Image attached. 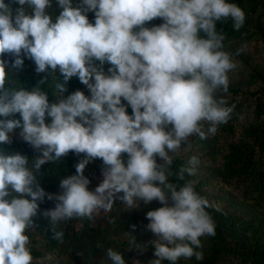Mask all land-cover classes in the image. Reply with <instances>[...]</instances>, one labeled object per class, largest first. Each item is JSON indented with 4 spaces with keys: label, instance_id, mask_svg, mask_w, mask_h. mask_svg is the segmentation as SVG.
Returning a JSON list of instances; mask_svg holds the SVG:
<instances>
[{
    "label": "clouds",
    "instance_id": "1",
    "mask_svg": "<svg viewBox=\"0 0 264 264\" xmlns=\"http://www.w3.org/2000/svg\"><path fill=\"white\" fill-rule=\"evenodd\" d=\"M14 2L20 5L15 12L0 0V144H10V133L19 128L39 154L34 172L25 155L0 151V264H33L26 233L35 227L45 197L57 201L42 213L57 240L63 239L56 230L62 221L110 212L117 199L130 208L157 200L164 206L146 214L147 229L158 237L151 242L157 259L150 264L203 259L195 249L202 236L215 235L206 211L214 205L192 181L179 188L170 183L165 165L172 162L169 153L179 152L189 137L206 139L229 120L232 109L216 93L228 91V73L236 64L222 50L224 36L216 23L231 18L239 30L243 10L228 0H80L78 6L56 0L61 11L53 22L46 11L51 0ZM156 18L164 22L145 26ZM6 54L13 57V69H22L27 57L37 74L58 71L65 81L76 77L90 96L76 90L49 102L39 87L10 88ZM16 114L19 119L10 118ZM202 122L210 125L207 133ZM70 152L84 155L76 174L61 179L59 194L47 193L35 173ZM96 159L103 163V180L90 191L84 173ZM198 163L191 157V167L182 168L179 178L193 175ZM130 243L135 246V240ZM106 255L111 264H126L111 248Z\"/></svg>",
    "mask_w": 264,
    "mask_h": 264
},
{
    "label": "trees",
    "instance_id": "2",
    "mask_svg": "<svg viewBox=\"0 0 264 264\" xmlns=\"http://www.w3.org/2000/svg\"><path fill=\"white\" fill-rule=\"evenodd\" d=\"M240 7L245 14L244 24L239 30L234 28L231 18L216 23V30L224 36L223 51L229 53L236 68L228 73V91L218 90L216 98L226 100V107L232 109L227 123L218 125L217 132L201 139L198 135L188 138L182 143L177 153H169L172 162L165 165L169 172L168 181L178 186L192 181L195 190L214 205L206 209L216 226L214 236H202L200 252L203 259L195 256L185 259L181 257L177 264H264V0H228ZM13 11L20 7L14 0H5ZM46 11L53 22L61 9L56 0ZM80 0H73L78 6ZM27 8V5L24 6ZM31 12V9L27 10ZM91 23L95 22V14L87 13ZM160 18L148 22L146 27L162 24ZM202 37L203 33L200 34ZM261 50L263 56L256 58ZM22 69H13V57L7 54L3 59L7 63L8 87L47 93L49 102H58L76 90L90 96L87 87L78 78L65 81L60 73H40L35 71L36 65L27 57ZM99 63V62H97ZM110 65L105 64L104 70ZM43 80V83L40 81ZM64 86L60 92L58 85ZM122 103L127 104L126 101ZM127 113L133 114L130 106ZM19 119V114L15 117ZM2 119V117H0ZM50 119L46 123H50ZM210 125L202 122L207 133ZM21 129L10 133L12 142L0 144V151L8 154L20 153L28 157V167H33L35 157L39 154L20 135ZM197 157L199 163L195 173H184L179 178L182 168L191 167L189 160ZM84 158L70 152L59 160H53L35 173L41 186L47 193L59 194L60 181L76 174L75 165ZM123 158L127 159V154ZM158 163H163L157 158ZM103 163L100 159L91 161L85 176L91 181L89 190H94L103 180ZM215 189L221 196L212 194ZM228 196L230 202L225 197ZM57 201L45 200L40 203V212L34 217L35 227L26 234L30 237V249L33 264H111L106 250L111 248L123 255L126 264H150L155 247L151 243L158 239L147 225L149 211L164 205L154 200L149 204L138 201L139 207L130 208L117 199L110 212L101 211L92 219L72 218L58 224L56 230L64 233L62 240L53 238L52 226L42 213L55 207ZM171 206V201H169ZM136 227L133 228L132 226ZM135 240V246L130 242ZM166 243V242H165ZM99 245V246H98ZM171 247L172 245H168ZM138 247V248H137ZM142 250H140V249ZM162 264H170L162 261Z\"/></svg>",
    "mask_w": 264,
    "mask_h": 264
},
{
    "label": "rangeland",
    "instance_id": "3",
    "mask_svg": "<svg viewBox=\"0 0 264 264\" xmlns=\"http://www.w3.org/2000/svg\"><path fill=\"white\" fill-rule=\"evenodd\" d=\"M262 54H263V53L261 52V50H259V52H258L255 56H256V58H258L260 55L263 56ZM211 192H212V194H215V195H219V196H221V193H219V192H218L217 190H215V189H213ZM225 199H226L227 202H230L229 199H228V196L225 197L224 200H225Z\"/></svg>",
    "mask_w": 264,
    "mask_h": 264
}]
</instances>
